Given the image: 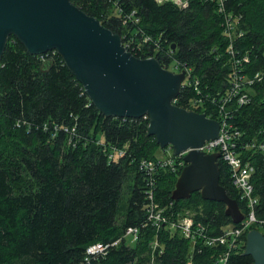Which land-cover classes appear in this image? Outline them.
Returning a JSON list of instances; mask_svg holds the SVG:
<instances>
[{"label":"trees","instance_id":"1","mask_svg":"<svg viewBox=\"0 0 264 264\" xmlns=\"http://www.w3.org/2000/svg\"><path fill=\"white\" fill-rule=\"evenodd\" d=\"M71 3L115 35L129 31L122 13L136 11L140 18L136 29L160 40L162 50L155 53L157 57L165 58V51H173L174 57L194 67L195 74L211 84L224 79L227 71L221 73L218 67L225 57L217 63L215 59L224 52L227 41L222 35V18L208 0H192L186 10L171 2L159 5L155 0ZM228 10L242 17L245 36L240 51L253 54L255 72L264 63L256 58L264 52V0H228ZM216 48L219 50L213 53ZM255 91L253 101L239 108L231 122L244 140L264 141V85ZM184 102L182 99L179 106L185 107ZM75 126L77 134L70 142L71 135L64 130ZM148 127V116H105L59 54L42 60L12 35L0 61V264H80L88 246L116 241L128 228L146 222V183L139 163L156 159L162 149L157 138L149 135ZM106 147L127 153L110 163ZM245 156L256 167L255 210L257 218L264 219V153L247 152ZM219 167L221 185L247 214L222 159ZM177 179L170 171L158 173L156 200L161 206L170 208L173 204L174 212H194L212 236L241 226L226 216L224 204L205 201L200 192L188 200L173 201ZM126 186L131 196L120 220ZM248 233L241 238L242 248L231 253L227 264H254L253 257L245 254ZM156 235L164 253L154 257L151 243ZM200 248V253L192 252L190 241L179 232L163 229L157 233L147 226L137 243L124 240L92 264H217L228 251L226 246Z\"/></svg>","mask_w":264,"mask_h":264},{"label":"water","instance_id":"2","mask_svg":"<svg viewBox=\"0 0 264 264\" xmlns=\"http://www.w3.org/2000/svg\"><path fill=\"white\" fill-rule=\"evenodd\" d=\"M12 35L33 55L58 51L105 116H148L149 135L157 138L162 149L172 146L177 155L191 149L183 158L187 166L177 179L173 201L188 200L200 192L203 200L224 204L233 224L244 221L238 202L220 183V154L198 150L205 141L218 137L219 122L172 104L185 74L163 69L156 59L127 53L119 35L71 0H0V61ZM245 254L253 257L254 264H264L262 232L248 233Z\"/></svg>","mask_w":264,"mask_h":264},{"label":"built area","instance_id":"3","mask_svg":"<svg viewBox=\"0 0 264 264\" xmlns=\"http://www.w3.org/2000/svg\"><path fill=\"white\" fill-rule=\"evenodd\" d=\"M155 1L159 5L171 2L186 10L190 7L192 0ZM208 2L222 18V35L227 41L224 52L217 55L215 59L217 63L221 62L222 57H225V61L222 62L218 69L221 73L223 71L227 72L224 75V79L216 80L214 85L209 80H205L203 75L195 74L194 67L184 64L181 60L174 57L173 51H165V58L169 59L168 62L164 60L165 58L160 59L157 57L155 53L162 50L160 40L156 41L142 30L136 29L137 25L140 24V18L137 16L136 11L126 14L122 13V22L128 26L129 31L127 34L119 36L122 40V47L132 56L138 59H156L163 69L174 74H185L181 83L180 93L172 101L173 105L179 106L180 101L184 99L186 106L181 108L205 114L207 118L219 122L220 132L218 137L205 141L198 150L205 154H220V159L223 160L229 169L233 186L238 190L240 199L245 203L247 213L244 214L245 219L239 224L241 225L240 227H228L224 229L222 234L212 236L208 226L195 219L194 212L190 210L174 212L172 210L173 204L170 208L161 206L156 200L158 173L161 170H166L179 177L187 166L183 158L191 151V149H188L177 155L174 148L169 146L166 150L167 156L157 157L153 160L144 159L139 163L140 173L146 183V204L144 206L147 215L146 222L141 226L128 228L122 238L116 241L95 243L88 246L84 260L80 264H92L94 261L107 257L110 251L117 248L124 240L130 244L137 243L141 230L147 226L153 227L157 233L163 229H167L172 233L179 232L181 236L190 241L192 252L198 250L200 253L202 251L200 246L210 248L226 246L228 251L219 257L217 264H227L231 253L242 248L243 242L241 238L245 233L252 231L253 226H257L259 229L255 230L260 232L264 230V219L257 218L255 210L258 204L253 185L256 167L245 156L247 152L264 153V141L256 138L244 140L243 133L231 122L239 108L253 101L256 95L255 87L264 85V63L259 70L254 72L253 54L249 51H240V42L245 36V32L241 28L242 17L236 16L228 10V0H208ZM150 50L152 51L150 52ZM217 50L219 49H214L213 53ZM50 54L59 53L56 50H52L39 56L42 60H45ZM256 58H261L264 62V52L261 55H256ZM186 92L187 94H185ZM144 118H147V116ZM64 131L71 135L70 142H72L73 137L77 134V126L71 129L65 128ZM99 143L104 145L101 142ZM105 152L110 163L119 161L127 153L125 149L116 147L110 148V150L106 147ZM151 248L154 257L157 253L159 255L164 253L158 235L151 243ZM188 264H191V262Z\"/></svg>","mask_w":264,"mask_h":264},{"label":"rangeland","instance_id":"4","mask_svg":"<svg viewBox=\"0 0 264 264\" xmlns=\"http://www.w3.org/2000/svg\"><path fill=\"white\" fill-rule=\"evenodd\" d=\"M167 155H168L167 151H165V150L163 151L162 149L157 152V157H165ZM130 196H131V194H130V191L128 190V187L127 186L124 187L123 195H122V199H121V203H120V211H119V219L120 220H122L123 215L125 214V207L127 205V201L130 198ZM221 264H223V263H221Z\"/></svg>","mask_w":264,"mask_h":264}]
</instances>
